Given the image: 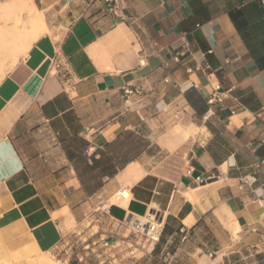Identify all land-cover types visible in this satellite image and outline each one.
<instances>
[{
	"label": "crops",
	"instance_id": "1",
	"mask_svg": "<svg viewBox=\"0 0 264 264\" xmlns=\"http://www.w3.org/2000/svg\"><path fill=\"white\" fill-rule=\"evenodd\" d=\"M32 2L45 29L0 78L5 249L52 251L104 207L123 247L120 221L161 216L127 264H264V171L238 187L264 157V2Z\"/></svg>",
	"mask_w": 264,
	"mask_h": 264
},
{
	"label": "built area",
	"instance_id": "2",
	"mask_svg": "<svg viewBox=\"0 0 264 264\" xmlns=\"http://www.w3.org/2000/svg\"><path fill=\"white\" fill-rule=\"evenodd\" d=\"M105 1L114 2L115 0ZM131 92V90H125L126 95ZM221 101L222 98L218 94L217 89H215L208 102L212 104ZM156 109L158 111L163 109V105H156ZM251 168V174L239 177L238 187L240 189L246 185H252L256 181V175L264 171V157L254 161L251 164ZM125 192H127L126 189L122 188L116 194L123 195ZM102 209L101 214L94 215L86 221L84 226L86 236L83 237L80 232L74 231L64 236L54 249L56 252L65 249L67 255L65 259L66 264H112L114 259L118 258L120 260L119 263L122 264L124 257H121V255L123 253H129L130 258H135L134 250L137 247L145 249L159 236L161 231V216L157 219H150L148 215L146 217L147 221L143 224L136 223L135 217L128 216L120 221V226L123 227L122 240H127L128 242V245L123 247L122 242L109 240L108 232L102 230V225L104 224L103 218L107 216V212L104 211L105 208L103 207ZM127 229H130V231L125 235Z\"/></svg>",
	"mask_w": 264,
	"mask_h": 264
},
{
	"label": "bare ground",
	"instance_id": "3",
	"mask_svg": "<svg viewBox=\"0 0 264 264\" xmlns=\"http://www.w3.org/2000/svg\"><path fill=\"white\" fill-rule=\"evenodd\" d=\"M3 4L1 3L2 9L0 10V58L1 64L7 63V66L11 68L17 61V56L24 53L31 43L42 34L45 22L40 12L34 7L32 0H10L9 3ZM4 70H0V78L6 72ZM129 175L137 178L138 173H129ZM149 217L150 219L160 218L158 213H151ZM135 219L138 224L147 221L145 217H135ZM32 247L35 248V246ZM32 249H19L18 251L16 249L17 253L14 256L18 261L17 264H53L48 256V258L34 256ZM22 257H28L29 260L21 262Z\"/></svg>",
	"mask_w": 264,
	"mask_h": 264
},
{
	"label": "rangeland",
	"instance_id": "4",
	"mask_svg": "<svg viewBox=\"0 0 264 264\" xmlns=\"http://www.w3.org/2000/svg\"><path fill=\"white\" fill-rule=\"evenodd\" d=\"M4 2H6V3L8 2L9 3L10 0H0V10L2 9L1 3L3 4ZM6 3H4V4H6ZM20 55L21 54H19L17 56V59H18V57ZM2 69H5L4 71H7V70L10 69V67L7 66V63L1 64V58H0V70H2ZM157 112H158V114H160V113L166 112V111L165 110L163 111V109H161L159 111L157 110ZM170 128H172L169 131L171 134H181V131L186 130V129H184V126L183 125H181L180 123H178V120L177 119H176V121H174V122H172L170 124ZM186 147H187V145H185L183 147V149L186 148ZM169 157L170 158L168 159V161L164 163L165 166L168 167L169 170L178 171L179 162L176 159H174L173 155H171ZM129 231H130V229H127L125 231V235L128 234ZM23 249H28V248H23ZM32 250H33L32 252H33L34 256H36L38 258H48V257H50L48 259L50 260V262H53V264L54 263L55 264H66L65 259H66L67 255L65 253V249H63L62 251H59V252H56V251L52 250V251H49L48 253L39 252V251H37L35 249H32ZM17 251H14L13 252V251L6 250L5 247L3 246L2 242L0 241V264H17L18 261L15 260V256H14L17 253ZM123 254H124V256H123L124 257L123 262H125L126 264H127L128 261H133L134 260V258H130L131 256H130L129 253H126L125 252ZM140 254H141V252H140L139 249H135L134 250V256H135V258L138 257V256H140ZM24 260L27 261V260H29V258L28 257H25V258L22 257L20 259L21 262L24 261ZM119 261H120L119 258L118 259H114V261H113L112 264H120ZM123 262H122V264H124Z\"/></svg>",
	"mask_w": 264,
	"mask_h": 264
},
{
	"label": "trees",
	"instance_id": "5",
	"mask_svg": "<svg viewBox=\"0 0 264 264\" xmlns=\"http://www.w3.org/2000/svg\"><path fill=\"white\" fill-rule=\"evenodd\" d=\"M234 16V15H233Z\"/></svg>",
	"mask_w": 264,
	"mask_h": 264
}]
</instances>
